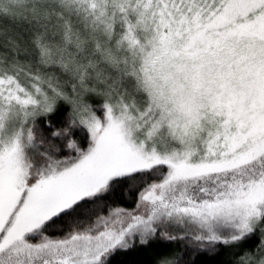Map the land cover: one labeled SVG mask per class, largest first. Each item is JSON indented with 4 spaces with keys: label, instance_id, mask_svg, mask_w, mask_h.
<instances>
[{
    "label": "snow or ice",
    "instance_id": "1",
    "mask_svg": "<svg viewBox=\"0 0 264 264\" xmlns=\"http://www.w3.org/2000/svg\"><path fill=\"white\" fill-rule=\"evenodd\" d=\"M0 264H264V0H0Z\"/></svg>",
    "mask_w": 264,
    "mask_h": 264
},
{
    "label": "trees",
    "instance_id": "2",
    "mask_svg": "<svg viewBox=\"0 0 264 264\" xmlns=\"http://www.w3.org/2000/svg\"><path fill=\"white\" fill-rule=\"evenodd\" d=\"M197 259H199V258H197Z\"/></svg>",
    "mask_w": 264,
    "mask_h": 264
}]
</instances>
